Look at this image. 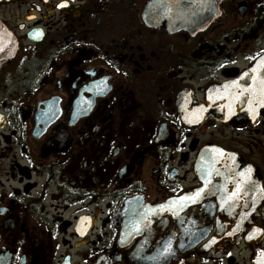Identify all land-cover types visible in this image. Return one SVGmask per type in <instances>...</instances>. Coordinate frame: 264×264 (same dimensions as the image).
<instances>
[{"label":"flooded vegetation","instance_id":"obj_1","mask_svg":"<svg viewBox=\"0 0 264 264\" xmlns=\"http://www.w3.org/2000/svg\"><path fill=\"white\" fill-rule=\"evenodd\" d=\"M263 62L264 0H0V264H264Z\"/></svg>","mask_w":264,"mask_h":264},{"label":"snow or ice","instance_id":"obj_2","mask_svg":"<svg viewBox=\"0 0 264 264\" xmlns=\"http://www.w3.org/2000/svg\"><path fill=\"white\" fill-rule=\"evenodd\" d=\"M61 6H63V5H61ZM233 83H235V82H233ZM251 238V237H250Z\"/></svg>","mask_w":264,"mask_h":264},{"label":"water","instance_id":"obj_3","mask_svg":"<svg viewBox=\"0 0 264 264\" xmlns=\"http://www.w3.org/2000/svg\"><path fill=\"white\" fill-rule=\"evenodd\" d=\"M263 65H264V62H263Z\"/></svg>","mask_w":264,"mask_h":264}]
</instances>
